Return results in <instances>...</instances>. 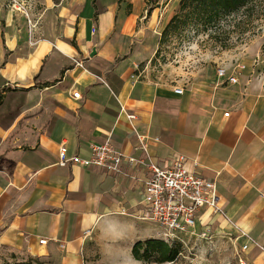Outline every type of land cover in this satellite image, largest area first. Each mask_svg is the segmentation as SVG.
<instances>
[{
  "label": "crops",
  "instance_id": "obj_1",
  "mask_svg": "<svg viewBox=\"0 0 264 264\" xmlns=\"http://www.w3.org/2000/svg\"><path fill=\"white\" fill-rule=\"evenodd\" d=\"M36 2L44 7L29 25L20 18L0 27V255L140 264L133 244L160 234L142 219L147 170L126 160L119 174L59 166L58 150L64 144L68 156L88 159L89 145L110 137L125 156L141 158V135L159 166L181 153L214 182L221 214L201 212L195 228L212 218L264 263V82L244 65L235 84L217 75L190 87L146 78L137 67L156 42L148 27L169 20L176 0L149 15L144 0ZM140 33L150 37L142 45Z\"/></svg>",
  "mask_w": 264,
  "mask_h": 264
},
{
  "label": "rangeland",
  "instance_id": "obj_2",
  "mask_svg": "<svg viewBox=\"0 0 264 264\" xmlns=\"http://www.w3.org/2000/svg\"><path fill=\"white\" fill-rule=\"evenodd\" d=\"M60 1L53 0V3ZM148 1L150 5L146 6V12L156 7L162 12L170 0ZM43 7L42 3H33V0H0V27L5 28L9 19L10 27L11 19L16 27L20 18L28 22L27 17H37ZM177 11L176 7L174 13ZM167 22L168 19L159 17L148 27L149 34L156 40L155 48L145 51L137 67L140 71L146 70V78L190 87L203 79L213 81L220 65L232 68L244 65L249 77L264 82V0H252L244 11L222 20L216 30L203 31L199 26L190 25L160 43ZM143 24L145 21L137 22V28L141 30ZM145 37V34H139L137 39L141 45L149 35ZM144 225L155 234L160 233L157 239L175 247L178 255L170 263H156L152 258L140 264H240V259L246 264H255L247 252H240V244L219 232L212 218L202 222L192 233L181 234L178 238H167L164 234L169 232L151 221L146 220ZM14 263L52 264L34 258L0 255V264ZM257 264L264 263L258 261Z\"/></svg>",
  "mask_w": 264,
  "mask_h": 264
},
{
  "label": "built area",
  "instance_id": "obj_3",
  "mask_svg": "<svg viewBox=\"0 0 264 264\" xmlns=\"http://www.w3.org/2000/svg\"><path fill=\"white\" fill-rule=\"evenodd\" d=\"M75 64L82 68L80 63ZM237 69H244V66L233 67L229 75L227 68L219 67L216 69V75L219 78H225L230 84H235L237 79L233 74ZM174 91L177 94L182 93L180 88ZM72 96L76 99L80 98L77 92H74ZM225 115L227 116V113ZM126 118L134 120L136 117L126 114ZM136 139L139 143L138 148L143 153L141 158L125 156L112 145L108 137L102 143L89 145L88 159L68 156L66 146L61 144L58 150V165L78 164L84 167H95L108 174L121 173L124 160L130 166L144 167L148 176L141 186L144 205L142 219L151 221L168 231L169 234H164L167 238H178L181 234L192 233L197 221H201V212L221 214L219 196L214 182L204 179L193 170L199 165L197 161L189 164L188 158L179 153L171 157L167 165L159 166L148 158L146 137L136 135ZM155 141L158 140L155 139ZM39 242L44 244L45 240ZM239 250L241 253H246L249 251V245L245 243ZM240 264H246V262L240 259Z\"/></svg>",
  "mask_w": 264,
  "mask_h": 264
},
{
  "label": "trees",
  "instance_id": "obj_4",
  "mask_svg": "<svg viewBox=\"0 0 264 264\" xmlns=\"http://www.w3.org/2000/svg\"><path fill=\"white\" fill-rule=\"evenodd\" d=\"M144 1L146 6L150 5L148 0ZM251 1L176 0L178 11L171 16L164 26L161 32L160 43L170 35L190 25L199 26L203 31L209 29L216 30L222 20L244 11ZM150 12V9H148L147 14L149 15ZM131 255L136 261L140 262H148L153 258L156 263H170L177 257L178 250L163 240L149 238L135 242L131 248Z\"/></svg>",
  "mask_w": 264,
  "mask_h": 264
},
{
  "label": "clouds",
  "instance_id": "obj_5",
  "mask_svg": "<svg viewBox=\"0 0 264 264\" xmlns=\"http://www.w3.org/2000/svg\"><path fill=\"white\" fill-rule=\"evenodd\" d=\"M134 259V258H133Z\"/></svg>",
  "mask_w": 264,
  "mask_h": 264
}]
</instances>
